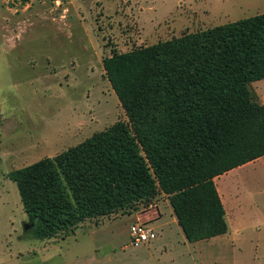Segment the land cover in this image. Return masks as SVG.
Returning <instances> with one entry per match:
<instances>
[{"label":"trees","instance_id":"obj_1","mask_svg":"<svg viewBox=\"0 0 264 264\" xmlns=\"http://www.w3.org/2000/svg\"><path fill=\"white\" fill-rule=\"evenodd\" d=\"M105 75L127 121L9 173L40 240L164 195L187 240L228 233L215 179L264 158V14L114 53Z\"/></svg>","mask_w":264,"mask_h":264},{"label":"rangeland","instance_id":"obj_2","mask_svg":"<svg viewBox=\"0 0 264 264\" xmlns=\"http://www.w3.org/2000/svg\"><path fill=\"white\" fill-rule=\"evenodd\" d=\"M260 14L264 0H0V264H175L167 245L173 241L158 228L149 250L122 249L130 236L115 242L109 230L96 236V250L89 236L38 239L25 228L29 220L8 175L127 121L104 59ZM257 162L264 158L246 164L251 167L238 180L264 178ZM252 196L246 198V218L255 214ZM128 216L114 223L122 233L131 225ZM234 218L241 227L238 208ZM157 226L173 230L176 246L169 212ZM225 254L229 264H264L253 249L231 247ZM211 263L227 264L217 255Z\"/></svg>","mask_w":264,"mask_h":264},{"label":"crops","instance_id":"obj_3","mask_svg":"<svg viewBox=\"0 0 264 264\" xmlns=\"http://www.w3.org/2000/svg\"><path fill=\"white\" fill-rule=\"evenodd\" d=\"M256 84H258V86H256ZM253 88L260 101L264 103V96L261 95V92L264 93V80L255 82V85L253 83ZM262 159L263 158H260L258 160ZM257 163H262L261 168L264 171V162ZM250 167L251 165H243L215 179L217 190L225 208L226 221L229 227L228 233L225 235L195 243H190L187 240L183 229L180 227L177 221V217L173 211L170 201L167 197L161 195L155 199L154 203L148 209L140 207L138 211H133L125 214L120 213L118 215H112L109 217L101 218L99 220L86 221L79 227H85L87 225L95 227H91L88 230H85L82 235H79L75 232L73 237L70 236L66 239H62V241L65 242L68 239L72 238L77 241L81 236H89L92 239L90 245L93 250H96L99 247L98 243L96 242V236L101 234L104 230H109L113 237V240L116 242L123 239L125 236H130V227L132 225L136 223H143L149 230H151L152 233L154 231V228H158L162 235H166L167 233H169V237H165V239L166 241H173V245L170 243L167 245L170 247L171 252L174 251V255L178 259L175 264H209V259H213L214 255L221 256V262H226L227 264H229V257L226 256L227 254H225V251H229L231 247L238 248L239 251H241L242 249H249L251 251L253 249L255 254L254 259L259 262V258H264V178H258L254 176L253 179H242L241 181L238 180V178L246 173ZM254 173H256V169L254 170ZM251 191H253V193ZM252 194V198H254L253 205L256 208L255 214L257 215H250L248 218H246L247 211L245 209V205L248 203L246 198L251 196ZM259 198L262 199L261 203L259 202ZM235 208H238V210L241 211V215L244 217L243 221L241 222V227H239L240 223L236 222L234 218ZM167 212H169L172 223L177 226L176 231L178 242L176 246V240L173 238V236L171 237V234H174L172 233L173 230L171 228L163 229L162 227H155L156 224H159L164 220L165 214ZM125 215H129L128 217L129 219H131V225L126 230V232L122 233L120 232L119 228L114 225V223L120 217H123ZM258 216H261L263 220H256ZM105 222H110L111 225H104ZM163 237L164 236H162L161 238L164 243L165 239ZM152 238L153 235L151 237V240ZM150 242L139 248L141 250H149ZM168 246L165 245V249H167ZM129 247L131 246L127 244L122 249L126 250Z\"/></svg>","mask_w":264,"mask_h":264},{"label":"built area","instance_id":"obj_4","mask_svg":"<svg viewBox=\"0 0 264 264\" xmlns=\"http://www.w3.org/2000/svg\"><path fill=\"white\" fill-rule=\"evenodd\" d=\"M152 237L151 231L143 223H136L130 227L129 246L139 248L150 242Z\"/></svg>","mask_w":264,"mask_h":264},{"label":"water","instance_id":"obj_5","mask_svg":"<svg viewBox=\"0 0 264 264\" xmlns=\"http://www.w3.org/2000/svg\"><path fill=\"white\" fill-rule=\"evenodd\" d=\"M31 226H33V225H28V224H26V225H25L26 230H28Z\"/></svg>","mask_w":264,"mask_h":264}]
</instances>
